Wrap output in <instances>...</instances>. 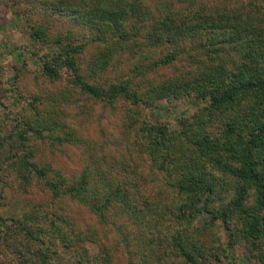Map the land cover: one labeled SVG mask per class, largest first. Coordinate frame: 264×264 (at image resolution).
I'll return each instance as SVG.
<instances>
[{
	"label": "rangeland",
	"instance_id": "rangeland-1",
	"mask_svg": "<svg viewBox=\"0 0 264 264\" xmlns=\"http://www.w3.org/2000/svg\"><path fill=\"white\" fill-rule=\"evenodd\" d=\"M125 1L132 7L139 4L140 9L128 10ZM251 2L261 5L254 12L260 19L262 0H0V264H17L20 256L27 264H38L34 239L41 234L49 257L45 264H149L147 254L141 256L145 238L155 241V264H184L172 256L171 247L173 241L182 244L186 238L207 253V263L197 260L199 264H264V245L255 248L235 239L234 230H225L218 221L208 227L206 216L186 217L189 226L201 232L192 235L182 229L173 218L177 203L168 194L171 181L166 180V171L159 172L166 158L155 160L154 165L145 149L153 141L142 137L145 125H159L171 141L170 137H178L182 121L197 120L208 97L196 88L182 89L216 61L213 53L195 54L197 41L186 40L177 45L183 52L174 60L146 69L154 59L175 49L155 45V26L164 20L178 21L175 11L199 10L201 17L222 15V20L229 17V11L248 17ZM94 9L98 13L93 22L83 18ZM118 25L126 31L123 40L117 37ZM219 47L232 76L239 53L232 45ZM193 54L197 60L190 57ZM67 58L84 80L100 88L123 83L144 102L132 105L119 98L111 104L82 93L71 83L74 76L65 67ZM43 67L51 73L45 74ZM154 83L157 87L150 91ZM165 85L167 92L159 91ZM240 105L238 113L250 111L245 101ZM15 130L22 132L31 161L50 168L46 177L57 179L58 172L67 181L90 168L97 177L103 175L105 182L124 185L131 205L145 218H120L116 207L110 206L102 222L68 194L51 198L42 180L31 177L22 183L8 166L14 155L9 150L15 149L9 148L5 136ZM176 151L170 147L172 155ZM93 182L90 197L101 189V182ZM251 201L248 195L246 204ZM157 211L163 212L161 217ZM19 222L32 232L30 238L18 229ZM166 252V261L156 256Z\"/></svg>",
	"mask_w": 264,
	"mask_h": 264
},
{
	"label": "trees",
	"instance_id": "trees-1",
	"mask_svg": "<svg viewBox=\"0 0 264 264\" xmlns=\"http://www.w3.org/2000/svg\"><path fill=\"white\" fill-rule=\"evenodd\" d=\"M124 3L126 6L129 5L128 10L132 12L135 11L134 6L139 7V4H133V8L132 3L126 1ZM262 3L263 12L260 19L254 12L258 13L261 5L258 2H251L248 17H240L242 13L234 16L229 11V17L225 15V20H222V15H219L220 19L209 15L201 17L202 12L199 10L188 14L175 11L179 14L176 17L178 21L168 18L169 20L155 26L153 30L157 34L154 39L155 45L166 44L175 49L166 51L162 57L154 59L151 64L145 66L146 69L166 65L174 60L183 52V49H177V45L186 40L197 41L195 54L208 56L209 53H213L216 61L210 67L203 68L199 77L191 81L190 87L184 85L182 89L184 91L187 88H196L199 94L206 93L208 97V104L199 111V117L195 122L182 121L181 129L176 132L178 137L174 139L170 137L171 141L165 128L159 125H145L142 134L143 138L146 136V139L153 141L151 147L149 145L145 147L153 164L155 165V160L161 162L160 158L163 156L166 158L161 163L166 169L162 167L163 170L159 172L162 174L166 171L165 178L171 181L168 193L170 201L178 205L173 218L180 223L182 229L192 235H198L201 231L198 228H191L185 218L206 216L208 222L205 226L211 227L218 221L225 230H234L232 235L235 239H243L249 246L255 248L264 245V121L259 117L263 113L264 118V2ZM97 13V10H91L85 13L83 18L93 22ZM122 18L120 15L119 20ZM116 30L118 39L123 40V36L127 35L124 28L120 29L118 25ZM221 43L232 45L239 53L237 72L232 76L225 68V59L219 50ZM195 54L190 57L198 58ZM261 62L262 65L259 67ZM64 64L74 76L71 80L72 85L90 97L111 104L119 98L129 100L132 105L143 101L137 91L123 83H109L106 88H100L84 80L71 58L65 59ZM43 70L45 74L51 73L48 67H43ZM156 84L154 83L150 91H155ZM166 86L160 87L159 91L162 88V92H167ZM156 94L159 96L162 93ZM254 94L256 98H252ZM250 100L252 102L248 104ZM244 101L249 107L246 109L250 111L238 113L242 106L240 103ZM5 139L7 142L9 140V148L20 150L15 153V150L8 149L14 154L8 166L22 183H27L31 177L42 180V185L51 198L57 199L68 194L85 204L102 222L104 213L110 206L116 207L120 218L128 220L145 218L133 208L132 197L123 190L124 185L120 182H105L103 175L97 177L90 168L70 176L67 181L58 172L57 179H54V176L46 177L48 172H51L50 168L45 165L36 166L31 161V154L24 149V137L20 130L12 131ZM170 147L177 149L176 154L170 153ZM93 181L101 182V193L97 191L96 195L90 197L88 194L94 191ZM248 195L252 196V201L246 204ZM162 213L157 211V217H161ZM17 227L23 236L29 238L32 236L25 223H20ZM41 237L42 234L34 239L36 241L34 252L38 256L37 263L45 264L46 258L49 257L42 248ZM178 240L181 238L178 237ZM154 242L153 239L145 238L141 246L143 249L141 256L143 258L144 254H147L149 264H155ZM173 243L175 245L171 247L174 251L172 256L179 258L181 263L199 264L200 260L207 263V253L199 251L198 246L187 238L182 244L177 240ZM167 254L169 253H159L156 256L166 261ZM20 257L16 259L17 264H27V261Z\"/></svg>",
	"mask_w": 264,
	"mask_h": 264
}]
</instances>
